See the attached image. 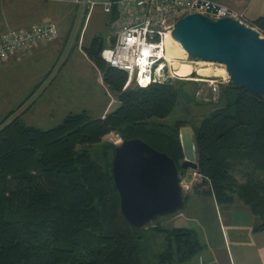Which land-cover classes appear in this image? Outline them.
<instances>
[{"label": "trees", "instance_id": "16d2710c", "mask_svg": "<svg viewBox=\"0 0 264 264\" xmlns=\"http://www.w3.org/2000/svg\"><path fill=\"white\" fill-rule=\"evenodd\" d=\"M48 1L0 0V34L29 19L40 21ZM108 14L113 21L115 13ZM252 22L264 35V18ZM105 45L97 35L82 48L117 97L115 109L96 118L85 109L69 111L44 130L20 120L22 105L0 120V264H150L142 245L144 228L130 225L120 212L111 172L115 140L104 137L139 138L179 166V129L189 123L165 125L155 119L169 114L185 82L125 85L127 73L102 59ZM217 95L222 104L192 129L201 176L197 189L206 185L200 191L213 194L218 203L241 201L260 219L253 230H263L264 180L255 174L264 172V95L230 80ZM241 165L251 168L244 181L234 174ZM150 228L165 241L152 264H183L205 248L193 228H164L157 222Z\"/></svg>", "mask_w": 264, "mask_h": 264}, {"label": "rangeland", "instance_id": "374dc122", "mask_svg": "<svg viewBox=\"0 0 264 264\" xmlns=\"http://www.w3.org/2000/svg\"><path fill=\"white\" fill-rule=\"evenodd\" d=\"M67 7L72 14L59 16L55 13L50 17L58 25V33L54 38L34 43L32 52H20L17 57L0 62V120L20 105V109L25 107L20 120L43 130L60 123L64 114L69 111L80 112L85 109L92 118L99 117L111 91L103 83L100 72L84 56L82 46L87 47L97 35L107 43L115 31V25L100 5H96L90 13L79 7L75 10L73 5ZM9 17L11 16H8V20ZM23 21L25 20L22 19L21 22ZM11 22L15 23L14 20ZM75 35L80 37L76 39ZM260 35L264 37L262 33ZM168 44L173 56V66L185 63L187 65L182 66L190 67L191 70L188 73L176 71L182 78L174 77L173 80L181 79L185 82L178 92L177 103L166 117L155 120L165 125H172L177 120L187 121L191 129H196L210 110L222 104V101L218 102L216 99L220 86L228 82L226 70L218 63L195 62L188 54L184 57L173 41L169 40ZM198 69H203L206 74H198ZM115 108L116 106H112L110 110ZM104 139L117 141L120 138L112 133ZM94 150L93 153L96 154ZM244 172L251 173V168L241 165L234 172L239 181L247 179ZM255 176L264 180V172L256 173ZM193 184L192 181L187 185L192 188ZM191 188L187 190L185 205L179 212L157 221L161 227H189L202 235V228H206V225H210L215 232L217 227L214 224L217 219L223 220L226 214H251L248 211L229 213L226 211L231 208L229 204L218 203L208 192L200 191L190 195ZM201 188L207 187L202 185ZM195 197L200 199L194 200ZM142 232L145 258L152 264L155 262V254L164 249L165 241L163 235L153 231L150 226L145 227ZM191 262L193 258L183 264H192Z\"/></svg>", "mask_w": 264, "mask_h": 264}, {"label": "water", "instance_id": "95a60500", "mask_svg": "<svg viewBox=\"0 0 264 264\" xmlns=\"http://www.w3.org/2000/svg\"><path fill=\"white\" fill-rule=\"evenodd\" d=\"M216 9L209 4L207 11ZM170 35L191 59L218 63L234 85L264 95V37L253 28L231 17L192 12L176 21ZM179 138V166L139 138L114 142L111 172L120 212L130 225L143 229L184 207V183H190V171L197 170L189 125L180 127Z\"/></svg>", "mask_w": 264, "mask_h": 264}, {"label": "built area", "instance_id": "2783aa9c", "mask_svg": "<svg viewBox=\"0 0 264 264\" xmlns=\"http://www.w3.org/2000/svg\"><path fill=\"white\" fill-rule=\"evenodd\" d=\"M64 2L74 3L87 13L96 5H100L106 13H115L113 20L115 31L102 49L101 57L111 67L127 73L125 85L133 82L138 86H146L174 77L182 78L177 75L173 66V56L168 57L165 40L171 36L176 21L186 14L199 12L214 19L231 17L259 33L258 27L243 12L216 0H64ZM209 4L217 6L216 12L207 11ZM57 33V25L50 18H44L27 29L7 28L0 34V62L26 50L36 42L54 38ZM174 58L180 59L176 56ZM225 75L226 81H229L227 73ZM142 79L146 81L143 82ZM192 181L201 182V176L196 171H191L190 182Z\"/></svg>", "mask_w": 264, "mask_h": 264}, {"label": "crops", "instance_id": "0c3cea01", "mask_svg": "<svg viewBox=\"0 0 264 264\" xmlns=\"http://www.w3.org/2000/svg\"><path fill=\"white\" fill-rule=\"evenodd\" d=\"M216 1L243 12L244 15L250 20H255L259 17L264 18V0ZM45 5L46 11L43 14L41 13L37 16L40 20L53 17L55 13L59 16L61 14L65 15V13L72 14L71 11L69 12L67 6L73 5L75 10L78 7L74 3L62 2L59 0H50ZM31 15L32 13H30V16ZM38 21L29 19L23 23H20L22 25L14 29H27ZM79 37L80 35H78V37L75 35L76 39ZM79 41H81V39ZM78 44L79 43L77 42V45ZM32 45L22 52H32ZM78 46H80V44ZM18 53L9 56L7 59L9 60L17 57L19 55ZM83 54L90 61L85 52ZM92 65L95 67L93 63ZM97 71L99 70L97 69ZM118 105L119 101L117 97L111 92L99 116H103L107 112L111 111L110 109L112 106L117 107ZM197 184L198 183H194L191 185L192 188L189 187V185H185L186 192L190 188V195L195 194V192H200L201 188L197 189ZM211 195L213 196V194ZM193 199L197 200L200 198L195 197ZM215 206L217 207V203ZM229 206H231V208L226 210L227 212L229 211V213H234L235 211H241L244 213L245 211H248L251 214L239 216L234 214H226V216L223 217V220L219 218L217 219V222L214 224V226L217 227L215 232L212 231L210 225H206V228H202L204 229V232L202 231V235H200L197 231L200 239L205 244V248L202 250V252L192 257V264H264V229L259 231L253 230L254 226L260 222L259 217L253 214L250 208L239 200H235L233 203H230ZM235 207L237 210H235Z\"/></svg>", "mask_w": 264, "mask_h": 264}, {"label": "bare ground", "instance_id": "6f19581e", "mask_svg": "<svg viewBox=\"0 0 264 264\" xmlns=\"http://www.w3.org/2000/svg\"><path fill=\"white\" fill-rule=\"evenodd\" d=\"M169 40L170 41H173V43L175 44V46H177L176 48H178V50L183 54V56L185 57V56H187V53H186V51L182 48V47H180L179 45H178V43L171 37V36H168L167 38H166V45H167V53H168V57L169 58H172V54H170V52H169ZM174 46V47H175ZM176 53V52H175ZM179 55V54H178ZM196 62V61H195ZM200 62H202V63H211V62H205V61H200ZM181 64V65H180ZM182 65H187V64H185V63H179L177 66H174L175 67V70L177 71V72H181V73H183V72H185V73H188L190 70H191V68L190 67H187V66H182ZM203 69H198L197 70V73L198 74H206V73H204L203 71H202ZM177 75H179V73H177ZM142 81L144 82V81H146V79H142Z\"/></svg>", "mask_w": 264, "mask_h": 264}, {"label": "flooded vegetation", "instance_id": "af4514ba", "mask_svg": "<svg viewBox=\"0 0 264 264\" xmlns=\"http://www.w3.org/2000/svg\"><path fill=\"white\" fill-rule=\"evenodd\" d=\"M178 169H179V167H178ZM179 171H180V169H179Z\"/></svg>", "mask_w": 264, "mask_h": 264}]
</instances>
